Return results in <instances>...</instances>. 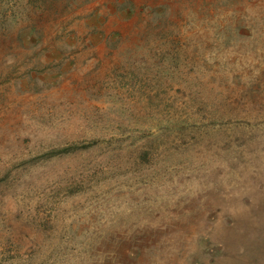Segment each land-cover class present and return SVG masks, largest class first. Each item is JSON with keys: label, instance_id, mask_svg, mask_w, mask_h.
I'll return each mask as SVG.
<instances>
[{"label": "rangeland", "instance_id": "374dc122", "mask_svg": "<svg viewBox=\"0 0 264 264\" xmlns=\"http://www.w3.org/2000/svg\"><path fill=\"white\" fill-rule=\"evenodd\" d=\"M0 264H264V0H0Z\"/></svg>", "mask_w": 264, "mask_h": 264}]
</instances>
